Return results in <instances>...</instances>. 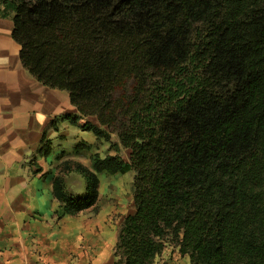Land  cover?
<instances>
[{"label": "trees", "instance_id": "trees-1", "mask_svg": "<svg viewBox=\"0 0 264 264\" xmlns=\"http://www.w3.org/2000/svg\"><path fill=\"white\" fill-rule=\"evenodd\" d=\"M0 18L23 68L68 94L62 118L118 139L90 167L63 163L83 197L52 188L74 217L96 208L100 174L134 173L116 264H154L167 238L191 264H264V0H0Z\"/></svg>", "mask_w": 264, "mask_h": 264}, {"label": "crops", "instance_id": "crops-1", "mask_svg": "<svg viewBox=\"0 0 264 264\" xmlns=\"http://www.w3.org/2000/svg\"><path fill=\"white\" fill-rule=\"evenodd\" d=\"M12 30V21L0 18V264H116L120 229L134 211L133 192L118 212L119 204L111 206L115 199L103 198L100 181L97 211L63 214L52 196V168L78 143L93 150L98 141L84 140L88 132L62 118L77 115L66 92L44 87L23 68ZM86 121L97 124L89 118L79 125ZM46 142L48 158L39 153Z\"/></svg>", "mask_w": 264, "mask_h": 264}, {"label": "rangeland", "instance_id": "rangeland-1", "mask_svg": "<svg viewBox=\"0 0 264 264\" xmlns=\"http://www.w3.org/2000/svg\"><path fill=\"white\" fill-rule=\"evenodd\" d=\"M84 124V123H82ZM94 139V135L91 133H86L84 136V140L91 141ZM95 141V140H93ZM82 143V142H81ZM118 143V139L115 135L111 136L110 142L105 141H98L95 144V148L92 150H84L76 152L75 148L72 153H70L68 158L63 157L62 159L58 158L56 160L55 166L52 168L53 177H62L66 191L73 195L74 197L80 198V196L84 193V187L85 183L83 179L75 174V173H65L63 170V163L65 161H72L77 162L82 165L85 163L89 166L91 165V158L93 156H100L101 158H105L107 155H115L116 153L114 151H111V145ZM80 144V143H78ZM77 144V145H78ZM76 145V146H77ZM128 152L126 150H121L119 153L120 157L122 159L127 160L128 159ZM74 159V160H72ZM86 166V165H84ZM87 166V167H89ZM111 175H108L106 173H102L99 175V180L101 181V194L104 195V199L111 200L115 199V201H112L111 206H115V203L119 204L120 207L118 212L125 208L128 202V195H132L133 192V180H134V173L130 172L124 175H116L110 178ZM109 183L118 184L117 190H104V187L108 188ZM115 186V185H114ZM114 192V193H113ZM118 200V201H117ZM97 208V207H96ZM94 212L97 210H93ZM167 244L163 251V253L156 258L154 264H191V260L189 256H182L179 252V248L172 242L171 238H167Z\"/></svg>", "mask_w": 264, "mask_h": 264}]
</instances>
